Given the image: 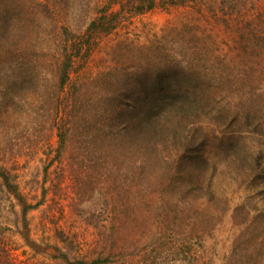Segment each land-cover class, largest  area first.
<instances>
[{
  "label": "rangeland",
  "instance_id": "rangeland-1",
  "mask_svg": "<svg viewBox=\"0 0 264 264\" xmlns=\"http://www.w3.org/2000/svg\"><path fill=\"white\" fill-rule=\"evenodd\" d=\"M126 1L0 0V259L264 264V0Z\"/></svg>",
  "mask_w": 264,
  "mask_h": 264
},
{
  "label": "trees",
  "instance_id": "trees-1",
  "mask_svg": "<svg viewBox=\"0 0 264 264\" xmlns=\"http://www.w3.org/2000/svg\"><path fill=\"white\" fill-rule=\"evenodd\" d=\"M118 1V0H117ZM135 1H140V4L143 5L142 9H140V11L138 12H143L144 10H150L152 8L155 7L156 5V0H135ZM163 3L165 2V0H161ZM172 3H177L180 2L179 0H169ZM128 3H131V0L126 1ZM105 16L103 17V19L101 20V22L99 24H96V22H94L93 24L96 26H100L103 30H111L112 29V23L114 24V19L113 17H111L110 19H108V22L106 20H104ZM111 25V26H110ZM72 63H73V54L72 53H65V56L63 58V61H59V66L58 69H60L59 71L61 72V87L64 86V84L66 83V81L69 78V73H70V69L72 67ZM54 101V99H53ZM69 102H64L62 103V105H60V107H62L64 109L66 113V117L63 120L62 124L58 125V128L61 129V144L63 142H65V138L67 133H69L72 130H76L78 131V133L81 135L87 134L89 133V129L91 128L90 125L83 119H81L79 117L80 114H76L74 113L75 109H77L76 103L73 105H69ZM72 106V107H70ZM84 106V105H83ZM69 108H71L70 112H69ZM58 113V112H57ZM72 113V114H70ZM78 113V112H77ZM56 117H53V122H56L55 125L57 124L56 121ZM65 123H70L69 125H65ZM112 125V122H100V125L97 127V132L98 134H94V137H97L100 139V141H107L110 145L112 143H118V144H122V142L120 141V137L119 134L120 132H107L106 129L109 128ZM68 126V127H66ZM96 132V133H97ZM113 135V137H111V135ZM136 163V161H134L132 164ZM134 166V165H132ZM136 167V166H135ZM142 169L144 170L145 168L142 167ZM136 174V173H135ZM141 176H143V173L141 171ZM3 177L5 180V184L7 185V187L13 191V193H15V196L17 198H19L21 200V194L19 193V191L17 190L16 185H13L10 183L9 181V175L6 173H3ZM24 205V203H23ZM24 212L27 213V208L25 207ZM3 256L0 255V258H2ZM4 258V257H3ZM98 263L97 261H95V264ZM0 264H14L13 261L11 260V258L9 260H5L2 261V259H0Z\"/></svg>",
  "mask_w": 264,
  "mask_h": 264
}]
</instances>
